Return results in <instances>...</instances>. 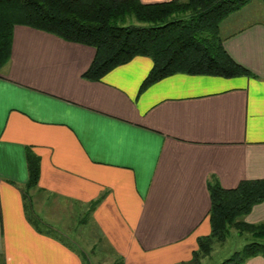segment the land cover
<instances>
[{
	"label": "crops",
	"instance_id": "0c3cea01",
	"mask_svg": "<svg viewBox=\"0 0 264 264\" xmlns=\"http://www.w3.org/2000/svg\"><path fill=\"white\" fill-rule=\"evenodd\" d=\"M220 31L250 74L176 72L141 90L150 57L90 79L95 47L14 26L0 68V264L205 261L214 246L194 253L211 232L209 181L264 177V0ZM28 148L41 157L30 189ZM241 219L264 221V199Z\"/></svg>",
	"mask_w": 264,
	"mask_h": 264
},
{
	"label": "trees",
	"instance_id": "16d2710c",
	"mask_svg": "<svg viewBox=\"0 0 264 264\" xmlns=\"http://www.w3.org/2000/svg\"><path fill=\"white\" fill-rule=\"evenodd\" d=\"M250 1L0 0V68L11 57L14 26L27 25L95 47L94 61L84 71L90 79H100L137 55L153 61L141 90L176 72L227 77L250 74L227 52L220 31L222 21ZM27 162L26 188L30 189L40 180L41 157L28 148ZM208 187L211 232L199 237L194 255L209 254L214 243L224 241L235 227L254 239L221 264H243L252 256H264V221L241 219L264 199V177L243 179L234 187L223 186L215 177Z\"/></svg>",
	"mask_w": 264,
	"mask_h": 264
},
{
	"label": "rangeland",
	"instance_id": "374dc122",
	"mask_svg": "<svg viewBox=\"0 0 264 264\" xmlns=\"http://www.w3.org/2000/svg\"><path fill=\"white\" fill-rule=\"evenodd\" d=\"M130 21L135 22L134 19H130ZM253 239L254 236L251 233L245 232L243 234H239L235 228H232L231 235H229L225 241L215 242L213 251L206 257L202 264H221L235 250L242 248L247 242ZM86 245H88V243H85V246ZM110 256H93V261L97 263V260L102 258L101 260H103V262L98 264H118L117 260H114L113 256V258H110Z\"/></svg>",
	"mask_w": 264,
	"mask_h": 264
}]
</instances>
